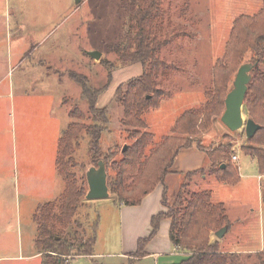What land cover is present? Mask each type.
I'll return each mask as SVG.
<instances>
[{"label":"rangeland","instance_id":"1","mask_svg":"<svg viewBox=\"0 0 264 264\" xmlns=\"http://www.w3.org/2000/svg\"><path fill=\"white\" fill-rule=\"evenodd\" d=\"M18 1L23 5V14L30 26L15 30L14 36ZM43 1L46 13L41 12L40 0H0V92L8 95L6 99H0V159L5 145L8 146L13 181L18 188L12 199L13 205L4 206L8 197L0 181V264L43 262L34 256L37 227L32 221L33 208L43 202L35 187L37 179L43 175V171L38 170L42 157L37 153L45 146L46 140L41 135L46 131L51 164L46 174L52 180V191L59 197L65 183L55 164L58 139L61 131L71 123L68 116L71 111L77 108L88 115V104L81 100L83 89L77 80L100 92L98 108H107L108 123L104 126L100 147L109 155L115 154L112 162H118L121 150L132 144L129 135L135 131L122 127L123 109L114 99L119 87L125 90L126 85L143 72L139 63L121 65L113 52L120 37L127 33L131 0H89L77 12H73L77 0ZM262 5V0H162L164 34L173 36L162 57L178 66L179 71L161 81L165 99L160 107L143 112L146 129L141 132L153 137L145 157L167 136L174 135L175 122L184 112L204 107L205 94L213 88L212 70L227 55L226 44L234 21L241 15L257 14ZM41 13L49 15L48 19L51 18L49 21L54 25L43 27ZM48 31L52 33L43 40ZM174 33L176 37L172 35ZM90 52L100 53V58L93 59ZM251 58L250 53L246 54L243 63H249ZM259 69L264 71V62ZM236 71L228 78L229 88ZM43 95L46 105L38 100ZM242 111L244 119H249L244 104ZM207 128L198 139L205 146L231 142L237 153L235 164L241 182L219 188L221 184L216 185V179L201 181L203 175L210 176L208 162L201 168L203 174L191 177L169 174L167 199L173 200L184 185L191 193L216 192L213 202H225L230 206L232 216L238 218L232 232L225 235V249L253 252L235 253L238 264H264V176L258 178L256 160L240 151L248 145L244 130L228 131L220 117L212 119ZM223 136L228 139L223 140ZM79 141L75 158L78 165L74 170L77 177H82L96 165L87 153L86 141ZM108 174L114 175L111 168H108ZM116 201L115 195L111 194L101 200L82 199L75 217L80 226L72 225L62 231V236L76 247L85 239L91 223L98 220L101 228L98 233L97 224L99 243L95 244L94 254L118 252L121 225ZM93 256L70 258L66 264H104L102 258L94 259ZM107 261L119 262L116 258Z\"/></svg>","mask_w":264,"mask_h":264},{"label":"trees","instance_id":"2","mask_svg":"<svg viewBox=\"0 0 264 264\" xmlns=\"http://www.w3.org/2000/svg\"><path fill=\"white\" fill-rule=\"evenodd\" d=\"M262 1V8L257 14L241 15L234 21L226 44L227 55L212 70L213 88L205 94L207 102L204 107L184 112L175 122L174 135L167 136L147 157L145 151L153 137L152 134L141 132L146 129L143 112L160 107L165 99L161 81L179 71V67L162 57L173 39V36L164 34L162 0L130 1L129 27L114 46L113 52L121 65L139 63L143 67L141 76L130 81L125 90L119 87L114 95L116 103L123 109L122 127L135 130L129 135L132 144L121 150L118 162H112L115 154L109 155L102 151L100 141L104 126L108 123L107 108L97 107L100 92L77 80L83 89L81 100L88 104V115L85 116L77 108L71 111L68 114L71 123L61 131L58 139L55 164L65 188L57 200L40 206L33 217L37 227L34 245L37 254L43 259L42 264H66L70 258L94 255L98 220L91 223L85 239L76 247L62 236V231L70 229L72 225L80 226L75 217L87 192L85 174L77 177L74 170L78 165L75 158L76 150L80 148L79 140L86 141L87 153L95 167L99 161L105 162L108 193L115 195L118 206H137L158 185L164 186L162 205L166 210L152 217L151 233L139 240L138 251L133 255L135 258L145 256L143 249L159 230V223L168 220L171 245L177 251L189 255L179 264H238L236 254L221 253L218 244L210 245V233H216L224 227L227 231L230 228L226 207L222 203H212L211 191L191 193L186 185L181 186L173 200H168L165 182L168 175L173 173L176 157L183 150L193 148L203 152L208 159L209 175L229 186L239 183L238 167L231 159L236 154L233 144L205 146L198 137L208 129L212 119L223 114L224 101L233 84L229 88L228 78L243 65L244 56L248 53L252 55L249 64L253 67L249 72L251 80L247 85L244 105L250 119L261 127L251 139H246L248 145L240 151L254 158L258 173L264 175V71L259 69L264 62ZM172 35L176 37L175 33ZM87 119L90 123H86ZM227 139V136H223V140ZM108 168L112 169V177L108 174ZM203 172L204 169H199L184 175L191 177ZM58 229L60 231L57 234Z\"/></svg>","mask_w":264,"mask_h":264},{"label":"crops","instance_id":"3","mask_svg":"<svg viewBox=\"0 0 264 264\" xmlns=\"http://www.w3.org/2000/svg\"><path fill=\"white\" fill-rule=\"evenodd\" d=\"M24 0H22L23 2ZM89 0H78L75 2L73 7V12H77L80 8L84 7V4ZM21 2V1H20ZM40 7L41 12L44 11L46 13L45 9V1L40 0ZM17 10L16 13L19 15L16 17V21L14 22V32L13 35L15 36L16 32L15 30L21 29L23 27H29V23H27L26 16L23 14V5L22 3L16 6ZM49 15H42L41 13V23L42 26H52L54 25L49 20ZM46 21V22H44ZM50 24V25H49ZM44 27V26H43ZM34 28V25H33ZM32 33V32H31ZM52 33V31H48L44 36L43 40L47 39V37ZM103 94V93H102ZM113 95V92H112ZM8 95H5L0 92V99H6ZM100 97V96H99ZM97 98V100L99 99ZM58 98L55 99L58 104ZM38 100L42 101V104L46 105V97L45 95L39 96ZM99 101V100H98ZM98 107V102H97ZM46 121V120H45ZM62 133V132H61ZM61 135V134H60ZM42 139L45 141V146L42 147V151L37 153V155L42 157L41 162L38 164V170L43 171V175L37 179L35 183V187L37 188L36 192L39 193V196L41 197V200L43 202H39L36 204V206L33 208V215H32V221L33 217L35 215V211L42 206L45 203H53V201L57 200L58 197L55 195V191H52V180L47 175L46 172L49 173L51 164H50V148L48 147V137L49 134L45 131V133H42L41 135ZM5 152L1 155L0 159V181H2L3 184V191L6 197H8L7 203H4V206H11L13 205L12 199L16 196V182L13 181L12 176V168L9 161L10 156V149L8 146L5 145L4 148ZM237 158V153L234 155ZM175 163L173 165L172 172L175 175H183L188 172L193 171H199L204 165L208 163V159H206V156L203 152L197 151L196 149H186L183 150L175 159ZM238 162V158L236 161H232V163ZM239 170V169H238ZM258 170V169H257ZM264 176V175H262ZM260 174L258 178L262 177ZM207 179H213L215 180L216 177L210 175L209 177L206 175H203L201 178V181L206 182ZM242 177L240 176L241 182ZM167 180L165 182V188L167 189ZM217 180V179H216ZM216 185H219V188H224L223 186H229L227 184L221 183L219 181H216ZM238 183V184H239ZM237 185V184H236ZM234 186V185H231ZM230 186V187H231ZM164 186L158 185L151 194L147 195L141 203L137 206H117L119 209V224L120 226V234L118 239V245L119 249L118 252L112 253V254H94V259L102 258L105 262L104 264H113L109 261L106 262L107 259H113L116 258L119 260L116 264H179L182 261L186 260L188 258V254H184L180 251H177L170 242V239H168V233H169V227L170 223L168 220H162L159 224V230L154 235V237L151 239V241L144 247L143 251L145 253V256L135 258L133 255L138 251V242L140 239L147 238L151 233V224L150 221L154 215H157L161 212H164L166 209L163 208L162 205V199L164 195ZM212 198L211 201L213 204L216 203H222L226 207V217L228 219V222H230V228L225 233L228 234L232 232V227L235 222V220H238L237 217L232 216V211L230 209V206H228L225 202H221L220 200H217L216 203H214L215 193L214 191H211ZM61 193L58 194L60 196ZM98 233L100 231V224L98 223ZM98 233H97V239H96V245L99 243L98 241ZM215 237L214 233H211L210 238V245H219V249L221 253L224 254H249L253 252H246V251H236L235 249H225L224 247V239L225 235L222 239L213 238ZM35 249V245H34ZM34 256L40 257V255L37 254L35 250ZM41 258V257H40Z\"/></svg>","mask_w":264,"mask_h":264},{"label":"water","instance_id":"4","mask_svg":"<svg viewBox=\"0 0 264 264\" xmlns=\"http://www.w3.org/2000/svg\"><path fill=\"white\" fill-rule=\"evenodd\" d=\"M90 56L98 60L100 58V53L90 52ZM252 67V64L243 63L237 70L233 78L232 88L226 95L223 114L220 117L221 124L226 127L228 131L236 132L244 130L246 139H251L261 127L256 125L250 118L244 119L242 111L247 85L251 80L249 72ZM85 179L87 181V192L85 197L87 200H101L109 197L105 162L99 161L97 167H90L85 173ZM226 231L227 228L224 227L214 233V235L216 238L222 239Z\"/></svg>","mask_w":264,"mask_h":264},{"label":"built area","instance_id":"5","mask_svg":"<svg viewBox=\"0 0 264 264\" xmlns=\"http://www.w3.org/2000/svg\"><path fill=\"white\" fill-rule=\"evenodd\" d=\"M231 159H232V161H236L237 160V158L235 156H232Z\"/></svg>","mask_w":264,"mask_h":264}]
</instances>
